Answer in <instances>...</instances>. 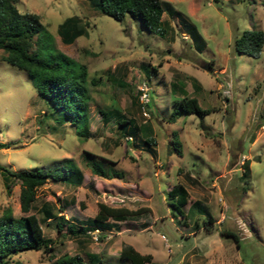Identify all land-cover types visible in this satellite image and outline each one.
I'll return each mask as SVG.
<instances>
[{"label":"rangeland","instance_id":"rangeland-1","mask_svg":"<svg viewBox=\"0 0 264 264\" xmlns=\"http://www.w3.org/2000/svg\"><path fill=\"white\" fill-rule=\"evenodd\" d=\"M162 2L196 25L206 41L203 49L167 10L162 17L168 25L157 33L139 16L118 20L101 12L94 0L17 1L21 12L40 15L42 44L51 36L58 50L87 64L89 134L81 121L65 120L28 71L3 59L0 49V141L9 143L0 148V164L12 170L74 164L84 173L78 185L49 179L23 212L20 183L7 188L9 176L0 170V214L10 207L15 215L34 212L42 219L47 205L73 221L92 216L98 201L149 210L100 233L73 234L65 225L59 230L56 217L46 219L43 230L54 249H25L12 255L15 261L51 264L64 252L85 260L96 252L105 264H130L119 257L129 243L152 255L145 264H264V43L257 57L234 47L243 29L264 31V0ZM74 15L86 32L65 43L58 27ZM141 86L148 87L144 108ZM183 96H195L211 110L183 111ZM115 109L135 118L136 140L125 136L117 117L102 116L101 110ZM145 134L154 141L145 142ZM85 149L116 160L107 169L122 170L123 177L91 172ZM179 184L189 198L174 216L168 190ZM208 214L213 221L204 225ZM227 229L236 237L222 233Z\"/></svg>","mask_w":264,"mask_h":264},{"label":"trees","instance_id":"trees-1","mask_svg":"<svg viewBox=\"0 0 264 264\" xmlns=\"http://www.w3.org/2000/svg\"><path fill=\"white\" fill-rule=\"evenodd\" d=\"M18 0H0V49L4 51L3 59L9 63L28 71L37 91L48 98L54 108L61 110L64 119L81 121L86 133L89 134V101L91 95L88 88V67L85 63H79L70 55L58 50L50 36L46 44L41 39L45 34L42 32L43 24L40 15L35 12H21L17 7ZM95 5L101 12L122 20L126 14L139 16L143 25L154 32L164 33V25L168 21L162 18L165 10L168 15L176 16L184 31L189 33L194 46L201 50L206 41L193 23L182 15L170 4H163L162 0H94ZM86 32L85 26L80 23L77 16H69L58 27V34L65 43H71L76 36ZM264 43V31L261 29H243L234 38V47L239 52H245L252 56H259ZM48 54V55H47ZM212 63V61L210 62ZM161 64V63H159ZM180 109L188 112L207 113L209 107H202L195 96H183L180 101ZM105 120L110 116L117 117V123L122 126L125 136H133L136 140L140 134V127L135 118L128 117L118 110H101ZM177 110H173L170 119H174ZM147 129L151 130L150 127ZM146 141L154 139L145 134ZM136 143V142H135ZM8 142L0 141V148L8 146ZM83 159L91 171L102 176L123 177L122 170L107 169V165L115 164V161L84 150ZM248 160V159H247ZM248 161H244V175L248 173ZM62 169L61 171L58 169ZM0 170L9 176L7 188L18 182L20 183V207L23 212H28L36 197L39 186L49 179L64 181L78 185L83 180L82 169L74 165L70 168L56 166L53 170L45 168L12 170L0 164ZM171 198L170 204L174 216L177 208H183L189 198L187 188L183 184L172 186L168 190ZM193 206L200 207V201L194 200ZM149 210L147 207L129 208L124 205L113 206L104 201L97 202V211L92 217L82 221H66L62 215H55L50 206H44L42 219L34 212L15 215L10 207L3 209L0 214V264H21L12 259V255L25 249H41L50 252L54 249V240L44 233L42 221L56 217V226L61 230V225L73 234H88V230L97 229L98 233L118 226V220H125L138 216ZM185 213V217H186ZM206 220V219H205ZM213 221V216L208 214L207 225ZM200 224L197 223V227ZM208 228V227H207ZM227 235L236 237V233L227 229L222 231ZM100 253L89 252L88 259L79 254L64 252L54 258L51 264H105ZM53 257V253H50ZM119 257L127 260L130 264H145L152 262L150 253H142L129 243H124L120 249ZM153 264H161L153 262Z\"/></svg>","mask_w":264,"mask_h":264},{"label":"crops","instance_id":"crops-1","mask_svg":"<svg viewBox=\"0 0 264 264\" xmlns=\"http://www.w3.org/2000/svg\"><path fill=\"white\" fill-rule=\"evenodd\" d=\"M163 16V15H162ZM163 18V17H162ZM85 150H88V149H85ZM89 151H91V150H89ZM83 153H84V150H83ZM106 157V156H105ZM115 161V163H117V161L116 160H114ZM91 170V169H90ZM92 172V171H91ZM83 175H84V173H83ZM102 176V175H101ZM105 177H108V176H105ZM110 177H113V176H110ZM115 177H118V176H115ZM118 178H121V177H118ZM83 179H84V177H83ZM83 181V180H82ZM106 203V202H105ZM108 204V203H107ZM113 206H118V205H113ZM97 211V210H96ZM96 213V212H95ZM94 213V214H95ZM93 214V215H94ZM142 214H144V213H142ZM142 214H140V215H142ZM92 215V216H93ZM140 215H138V216H140ZM92 216H88V217H92ZM138 216H135V217H138ZM88 217H86L85 219H87ZM131 218H133V217H131ZM85 219H74L73 221H82V220H85ZM129 219V218H128ZM125 220H127V219H125ZM121 221H124V220H121ZM120 220H118V221H116V222H121ZM115 228V226H113L111 229H106L105 231H109V230H112V229H114ZM89 232H94L95 231V229H92V230H88ZM97 233H98V231H97Z\"/></svg>","mask_w":264,"mask_h":264},{"label":"built area","instance_id":"built-area-1","mask_svg":"<svg viewBox=\"0 0 264 264\" xmlns=\"http://www.w3.org/2000/svg\"><path fill=\"white\" fill-rule=\"evenodd\" d=\"M140 88L142 90L141 95H140L141 96V101H142V103H144V105L142 106V108H144L145 105H146V103L149 101V95H148V92H147V88L148 87L147 86H141ZM95 231H97V229H95Z\"/></svg>","mask_w":264,"mask_h":264},{"label":"water","instance_id":"water-1","mask_svg":"<svg viewBox=\"0 0 264 264\" xmlns=\"http://www.w3.org/2000/svg\"><path fill=\"white\" fill-rule=\"evenodd\" d=\"M205 68H206V69H209V68H210V65H209V64H206V65H205Z\"/></svg>","mask_w":264,"mask_h":264}]
</instances>
